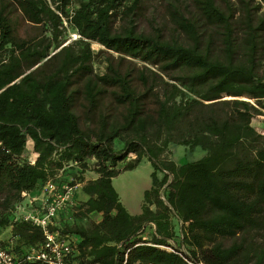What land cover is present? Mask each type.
<instances>
[{"label": "trees", "instance_id": "trees-1", "mask_svg": "<svg viewBox=\"0 0 264 264\" xmlns=\"http://www.w3.org/2000/svg\"><path fill=\"white\" fill-rule=\"evenodd\" d=\"M49 1L50 34L43 0H0V232L10 229L11 251L42 264L25 257L44 232L17 205L76 169L70 183L86 198L50 227L75 244L68 264H264V133L253 125L264 0L170 3L180 39L140 31L141 0ZM66 28L78 37L64 44ZM92 43L119 55L103 73ZM172 142L205 153L179 164L164 155ZM143 157L152 185L133 214L113 179ZM93 158L98 177L86 179Z\"/></svg>", "mask_w": 264, "mask_h": 264}, {"label": "rangeland", "instance_id": "rangeland-1", "mask_svg": "<svg viewBox=\"0 0 264 264\" xmlns=\"http://www.w3.org/2000/svg\"><path fill=\"white\" fill-rule=\"evenodd\" d=\"M133 0H128V4H130ZM185 1V0H184ZM189 1V0H188ZM235 1V0H233ZM177 0H141L140 7L136 14V23L137 27L140 31L151 33V34H157L160 33L165 38H173V39H180L183 38L184 35H180L179 31L176 30V25L173 21L172 15H171V4L170 3H176ZM177 4V3H176ZM50 5L49 0H43V3L40 5L41 14L43 15V19L47 23L50 32L48 34L54 32L53 25L51 23V20L46 13V7ZM264 9V5H263ZM78 35L72 30L66 28L64 32L60 36V41L65 42L64 44L69 43L70 41L76 39ZM92 47L95 53L94 58V67L95 71L97 73H103L106 69V61L105 57L113 53L116 57V61L119 59L118 54L114 52H110L106 50L101 44L99 43H92ZM129 57L124 62V66H127L130 64ZM142 63H138V66L141 67ZM225 98H232L231 96H227ZM253 125L261 132L264 133V114L263 115H257L253 119ZM116 148H120L123 146V142L120 140H117L115 143ZM170 152L165 153L164 155L167 156L169 159H179L182 162L186 161H193L195 159L200 158L204 153L205 150L201 148L200 146H197L193 149H189L188 147L184 145H179L176 143H170ZM38 154L34 151L33 148V142L30 140L27 144V149L25 151L24 157L29 160H34ZM174 157V158H173ZM135 158L134 154H130L128 160H132ZM180 161V162H181ZM96 162V159H90L89 161V169L85 172L84 176L86 179H91L96 175V172L94 171L93 167ZM126 164V161H123L119 163L120 167H123ZM76 170V169H75ZM73 174H68L67 181H72ZM153 171V166L150 162V160L147 157H143L141 162L131 170L123 171L121 174H119L117 177L113 179L114 186L116 187L117 191L120 194V198L123 202V204L127 207V209L131 213H138L142 209L143 204V198H144V191L152 185V177L151 173ZM161 175V174H160ZM75 178V176H74ZM82 186V183L78 185V187L75 189L74 193V201L75 203L80 201H83L86 196L83 194L82 190L80 189ZM28 201L24 200L21 208H18V214L17 216H24L25 213L28 212V210L33 209L34 207L30 206V204L27 203ZM40 203V201H39ZM60 219V215L58 217ZM93 220H100L101 214L95 213L92 215ZM175 221V220H174ZM86 222V219L81 220L74 214V218L72 220V223L75 224H83ZM176 223V221H175ZM177 227V226H176ZM0 241L4 242L7 247L11 248L15 245V240L12 238V234L10 229H5L0 232ZM231 240H228L227 243H230Z\"/></svg>", "mask_w": 264, "mask_h": 264}, {"label": "built area", "instance_id": "built-area-1", "mask_svg": "<svg viewBox=\"0 0 264 264\" xmlns=\"http://www.w3.org/2000/svg\"><path fill=\"white\" fill-rule=\"evenodd\" d=\"M63 171L56 180L45 182L37 193L25 192L24 200L33 209L28 210L24 219L42 228L45 240L41 246L31 248L25 259L42 264H68L69 257L75 251V244L68 236H62L59 231L51 230L59 220V215L75 205L74 193L79 184H71L70 181H62ZM17 205L21 208L23 202ZM40 201V203H39ZM23 259L18 258L9 247L0 241V264H24Z\"/></svg>", "mask_w": 264, "mask_h": 264}, {"label": "crops", "instance_id": "crops-1", "mask_svg": "<svg viewBox=\"0 0 264 264\" xmlns=\"http://www.w3.org/2000/svg\"><path fill=\"white\" fill-rule=\"evenodd\" d=\"M174 158V157H173ZM174 160V159H173ZM34 161V160H33ZM175 161L177 162V163H179V164H182V163H185L186 162V160L184 161V162H182L181 160H179V159H175ZM181 161V162H180ZM98 177V174L96 173V175L93 177V178H97ZM80 185V184H79ZM81 189V188H80ZM142 210V209H141ZM141 212V211H140ZM140 212H138V213H140ZM138 213H135V214H138ZM134 214V213H133Z\"/></svg>", "mask_w": 264, "mask_h": 264}]
</instances>
